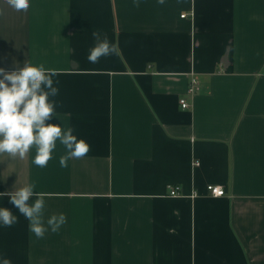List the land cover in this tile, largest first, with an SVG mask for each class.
<instances>
[{
    "label": "crops",
    "instance_id": "0c3cea01",
    "mask_svg": "<svg viewBox=\"0 0 264 264\" xmlns=\"http://www.w3.org/2000/svg\"><path fill=\"white\" fill-rule=\"evenodd\" d=\"M29 3L17 12L0 0V68L55 69L46 123L90 151L67 168L59 141L44 168L35 148L0 154V192L46 194L47 229L37 238L0 197L18 218L0 226V264H264V0ZM97 30L120 54L93 64ZM169 184L185 196L169 197Z\"/></svg>",
    "mask_w": 264,
    "mask_h": 264
},
{
    "label": "clouds",
    "instance_id": "9594fccd",
    "mask_svg": "<svg viewBox=\"0 0 264 264\" xmlns=\"http://www.w3.org/2000/svg\"><path fill=\"white\" fill-rule=\"evenodd\" d=\"M163 5L164 0H158ZM7 5L17 12H26L29 0H6ZM139 7V4L135 5ZM95 46L89 50V63H98L102 57L118 56L117 43L109 41L106 34L93 31ZM58 73L55 69H45L43 65L25 64L17 70L6 72L0 68V154L25 159L31 149L36 155L33 163L44 168L52 159L57 141L62 144L66 154L60 157L63 168L68 167L70 159H82L90 151L89 144L78 139L71 127L62 129L57 123H46L55 116V97L59 89L54 86L53 77ZM36 196L34 203L29 205L30 197ZM44 193H34L32 185H26L15 192H0V197L9 196L10 203L30 222V231L37 238H43L47 229L42 220L44 209ZM18 218L8 208H0V226L12 227ZM66 223L63 214L53 215L47 220L52 232H56ZM2 264H11L7 258Z\"/></svg>",
    "mask_w": 264,
    "mask_h": 264
},
{
    "label": "built area",
    "instance_id": "2783aa9c",
    "mask_svg": "<svg viewBox=\"0 0 264 264\" xmlns=\"http://www.w3.org/2000/svg\"><path fill=\"white\" fill-rule=\"evenodd\" d=\"M187 15H183L182 17H186ZM199 81L197 80L196 76H193L191 82H190V86H189V95L194 96L198 91H199ZM180 105L183 109H189L191 107L190 102L188 101V99L186 98H182L180 100ZM199 165V163H197V166ZM208 193L209 195L213 196V197H223L226 195V191L224 187L221 186H217V185H209L207 187ZM167 195L169 197H182L185 196L182 193V188L180 186L177 185H173V184H169L167 185ZM192 198H196L198 197L197 193L192 194L191 196Z\"/></svg>",
    "mask_w": 264,
    "mask_h": 264
}]
</instances>
